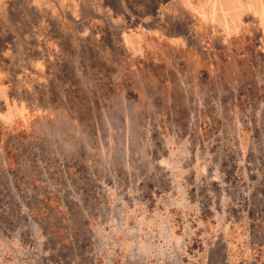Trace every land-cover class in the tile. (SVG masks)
<instances>
[{
  "label": "rangeland",
  "instance_id": "obj_1",
  "mask_svg": "<svg viewBox=\"0 0 264 264\" xmlns=\"http://www.w3.org/2000/svg\"><path fill=\"white\" fill-rule=\"evenodd\" d=\"M118 10L0 0V264H264V35Z\"/></svg>",
  "mask_w": 264,
  "mask_h": 264
},
{
  "label": "crops",
  "instance_id": "obj_2",
  "mask_svg": "<svg viewBox=\"0 0 264 264\" xmlns=\"http://www.w3.org/2000/svg\"><path fill=\"white\" fill-rule=\"evenodd\" d=\"M76 1V0H75ZM79 1V0H78ZM141 4L131 6L130 0H115L119 10L116 13L121 15L134 12L135 8L143 10L147 6L153 7L152 12L148 11L146 15L159 16V22L167 28V21L164 20L166 14H176L184 12L193 17L194 29L221 30L224 38L233 37L242 40L243 24L246 22V16L251 15L256 27L264 35V0H138ZM155 3V7L154 4ZM69 4V3H68ZM139 12V11H138ZM155 17V16H154ZM152 18V16H151ZM200 25V26H198ZM247 25V24H246ZM245 25V28H246ZM161 26V25H160ZM159 26V28H160ZM162 27V26H161ZM125 32L123 42L129 49L137 50L138 42L142 40L141 32ZM245 35V34H243ZM230 36V37H227Z\"/></svg>",
  "mask_w": 264,
  "mask_h": 264
},
{
  "label": "trees",
  "instance_id": "obj_3",
  "mask_svg": "<svg viewBox=\"0 0 264 264\" xmlns=\"http://www.w3.org/2000/svg\"><path fill=\"white\" fill-rule=\"evenodd\" d=\"M126 15V14H125Z\"/></svg>",
  "mask_w": 264,
  "mask_h": 264
}]
</instances>
